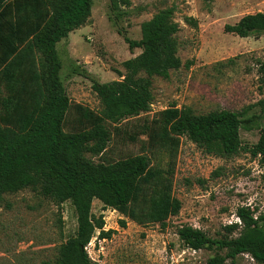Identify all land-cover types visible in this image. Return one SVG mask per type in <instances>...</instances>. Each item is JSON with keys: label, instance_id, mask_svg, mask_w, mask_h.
Here are the masks:
<instances>
[{"label": "trees", "instance_id": "trees-1", "mask_svg": "<svg viewBox=\"0 0 264 264\" xmlns=\"http://www.w3.org/2000/svg\"><path fill=\"white\" fill-rule=\"evenodd\" d=\"M93 4L94 0H0V200L29 189L57 205L71 202L77 213L75 235L58 248L54 259L41 264H98L87 247L97 232L98 239L106 240L114 231L105 230L103 215L93 214L94 200L119 212L122 228L127 220L142 227L165 226L178 215L182 203L174 195L175 165L171 161L162 168L152 156L166 153L176 159L182 137L208 155L231 158L245 151L264 166V129L257 144L249 147L241 141L242 128L253 121L244 118L247 110L197 115L176 105L142 127L150 154L106 159L112 135L120 133L122 123L151 111L153 78L168 79L172 70L182 67L180 27L173 21V10L166 9L142 23L139 40L118 31L131 52H142L123 63L121 80L95 83L102 104L97 113L72 104L57 49L88 23ZM131 6L132 0H110V21L117 25ZM186 21L198 27L196 19ZM225 33L240 38L264 34V12L226 25ZM258 73L264 91V62H258ZM258 105L264 110V99ZM71 122L74 127L66 131ZM237 217L240 222L225 226L220 238L190 225L181 226L178 235L188 249L215 252L207 264H226L241 255L264 264V216L241 207Z\"/></svg>", "mask_w": 264, "mask_h": 264}, {"label": "rangeland", "instance_id": "rangeland-1", "mask_svg": "<svg viewBox=\"0 0 264 264\" xmlns=\"http://www.w3.org/2000/svg\"><path fill=\"white\" fill-rule=\"evenodd\" d=\"M166 9L173 10V21L180 27L178 55L183 65L172 70L168 79L153 78L151 111L124 121L120 133H113L104 157L150 154L142 127L174 105L190 108L197 115L247 110L244 118L253 121L242 128L241 141L249 147L257 144L264 129V110L258 105L264 99L258 73V62H264V34L240 38L225 33V26L236 24L247 14L264 12V0H132L117 25L109 19L110 0H94L88 23L58 46L63 60L61 77L72 104L100 113L102 104L95 83L121 80L123 63L142 52H131L118 31L139 40L142 23ZM188 17L197 20V28L186 21ZM188 62H193L189 69L185 67ZM73 116L71 113L68 119ZM74 125L69 123L66 131ZM152 160L165 169L174 163V195L182 203L180 213L170 217L165 226L142 227L127 220V227L122 228L119 212L105 209L101 201L94 200L93 214L103 215L105 230L114 231L106 240L98 239L97 232L87 247L98 264H207L215 252L186 248L178 235L181 226L190 225L220 238L225 226L240 222L239 208L250 207L257 217L264 216V166L250 153L220 158L182 137L176 159L159 153ZM76 231L77 213L71 202L57 205L29 189L6 194L0 200V264L52 260ZM226 264L259 263L250 255H241Z\"/></svg>", "mask_w": 264, "mask_h": 264}, {"label": "crops", "instance_id": "crops-1", "mask_svg": "<svg viewBox=\"0 0 264 264\" xmlns=\"http://www.w3.org/2000/svg\"><path fill=\"white\" fill-rule=\"evenodd\" d=\"M81 29V28H80ZM75 32V31H74ZM73 33V32H72ZM70 36V35H69ZM69 39V37L67 38V39H65V40H63V41H61L58 45H57V49H58V51H59V54H60V57H62L61 56V53H60V48H58V46L59 45H61L62 43H64V41H66V40H68ZM141 50V49H140ZM68 52L70 53V58H73V55H72V53H71V49L69 48L68 49ZM62 59V58H61ZM62 62H63V60H62ZM64 82V81H63ZM64 85H65V83H64ZM66 87V86H65ZM67 90V89H66Z\"/></svg>", "mask_w": 264, "mask_h": 264}]
</instances>
